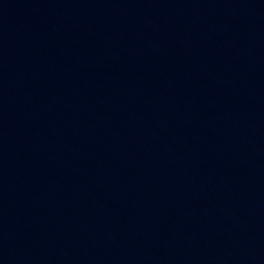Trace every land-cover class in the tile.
Here are the masks:
<instances>
[{
  "label": "water",
  "instance_id": "95a60500",
  "mask_svg": "<svg viewBox=\"0 0 264 264\" xmlns=\"http://www.w3.org/2000/svg\"><path fill=\"white\" fill-rule=\"evenodd\" d=\"M0 264H264V0H0Z\"/></svg>",
  "mask_w": 264,
  "mask_h": 264
}]
</instances>
